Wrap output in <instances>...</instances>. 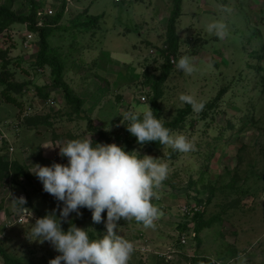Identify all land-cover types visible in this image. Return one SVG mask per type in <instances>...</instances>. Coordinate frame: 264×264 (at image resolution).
I'll list each match as a JSON object with an SVG mask.
<instances>
[{"label": "rangeland", "instance_id": "1", "mask_svg": "<svg viewBox=\"0 0 264 264\" xmlns=\"http://www.w3.org/2000/svg\"><path fill=\"white\" fill-rule=\"evenodd\" d=\"M60 1L36 0V5L45 12L57 10ZM1 5L18 14L29 12L26 0H0ZM171 8L172 0H67L49 43L60 56L63 81L82 99L79 112L54 84L51 68L36 64L38 34L28 37L19 22L0 30V72L7 75V84H0V127L7 138L0 143V157L25 169V174L9 169L8 176L0 178V242L5 251L26 264H49L59 254L48 242L29 239L32 222L52 212L59 216L62 205L43 191L28 168L67 163L55 145L86 138L95 144L103 132L100 143H131V151L157 157L168 166L166 179L155 189L153 204L159 215L152 226L134 218L116 221L117 234L133 245L128 262L187 264L197 252L216 264H264V0H182L176 28L181 44L174 58L188 57L194 71L185 74L172 63L160 84L157 117L150 102L151 84L165 64L162 47ZM87 16L98 19L83 26L79 22ZM213 21L225 24V39L206 31ZM9 84L22 87L12 89ZM6 88L17 103L5 99ZM142 94L145 102L140 101ZM180 94L203 104L199 111L191 108L185 121L170 131L193 144L187 153L140 145L121 123L122 112L139 113L149 105L162 123L171 121L187 105L179 101ZM210 102L215 110L208 108ZM203 109L206 120L199 118ZM221 131L224 138L216 140ZM197 202L206 220L214 215L219 219L201 231L199 242L190 230L184 255L175 246L177 225L184 220V207ZM83 213L81 208L80 215L62 219L61 228L67 230L69 220ZM74 224L87 228L90 238L106 230L104 224L99 233L91 219ZM145 239L147 250H135ZM169 248L176 250L170 262L155 253ZM0 264H5L1 256Z\"/></svg>", "mask_w": 264, "mask_h": 264}, {"label": "clouds", "instance_id": "2", "mask_svg": "<svg viewBox=\"0 0 264 264\" xmlns=\"http://www.w3.org/2000/svg\"><path fill=\"white\" fill-rule=\"evenodd\" d=\"M206 31L220 40L228 35L221 21L208 23ZM172 63L185 74L194 71L188 57L182 56L176 61L174 58ZM178 99L191 105L194 111L203 107L188 94H180ZM151 109L149 105L142 112L129 110L119 115L121 123L138 144L155 141L180 153L193 150V144L183 134H170ZM0 129L2 143L7 138L4 129ZM55 146L59 148L58 155L66 158L67 163L33 164L28 170L41 182L43 191L62 206L59 216L52 212L32 222L29 239L48 242L59 253L49 264H61V261L63 264H128L133 245L117 234L116 221L134 218L144 227L152 226L159 215L152 200L158 198L155 189L168 175L167 164L151 155L126 151L116 143L93 144L91 138L72 139ZM18 200L24 205L22 197ZM81 208L91 211L93 224L100 223L102 213L106 212V230L101 237L90 238L87 228L78 227L70 220L67 230L61 228V220L67 219L71 213L80 215Z\"/></svg>", "mask_w": 264, "mask_h": 264}, {"label": "trees", "instance_id": "3", "mask_svg": "<svg viewBox=\"0 0 264 264\" xmlns=\"http://www.w3.org/2000/svg\"><path fill=\"white\" fill-rule=\"evenodd\" d=\"M28 2L29 12L26 14H18L15 11L11 9L10 6L7 5H1L0 6V30H5L12 24L19 22L20 24H25L26 28L28 29V32L38 34L40 43H39V51L37 53V59L36 64L39 67H46L49 66L51 68L52 73V79L54 84L57 87H61L64 92V97L66 101L74 108L76 112H79L80 106L82 104V99L80 97L75 96L73 94L72 89L70 86L63 81L62 74H63V66L60 59V56L57 52L50 50V43L49 38L54 31L56 25L62 20V18L65 15L66 6H67V0H61L58 4L57 10L53 15H44V18L42 19L41 24H39V12L42 10L40 7L36 5V0H26ZM181 9H182V0H172V8L170 11V15L167 22V28L165 33V39H166V45L162 47V54L165 58V64L163 65L161 69V73L159 76L154 78L152 81V89L154 91V95L151 97L150 102L152 104V108L154 110V114L158 117L159 116V107H158V99L161 94L160 84L163 83L171 69H172V62H171V56H176L178 53V50L180 48V36L177 33V23L178 18L181 15ZM98 19L96 16H87V19L80 21L79 23H82V25H86V23L93 22L94 20ZM78 23V21H77ZM75 24V23H73ZM67 30V28H65ZM8 50L3 51V54H6ZM5 66V63L4 65ZM7 75L4 72H0V84L5 83L7 84ZM9 86L12 89H20L21 85H13L9 84ZM9 88H6L5 91L3 90V93L5 95V99L8 102L17 103V99L9 94L8 91ZM208 108L213 109L214 105L213 102L208 103ZM191 105L187 104L186 107L179 109L177 116H175L171 121H166L162 123L164 127L168 128L170 131L173 129L179 127L181 123H183L186 119V117L191 112ZM207 109V108H206ZM206 109H203L199 112V118L206 120L207 113ZM31 123V121H29ZM231 128H234L233 124H230ZM224 132L221 131V133L216 136V140L223 139ZM104 138V133L102 132L100 134L99 139H97V143H100V140ZM150 145V148L153 149L154 147L159 148L160 145L158 142H147ZM1 147V145H0ZM126 151H131V143L128 144V146H123ZM19 174H25V169L22 165H20L17 162H8L7 158L3 159L0 157V178H5L8 176L7 172L9 169H12ZM5 173V174H4ZM157 198H154L152 200V204L156 201ZM154 205V204H153ZM196 205H201V202H197ZM203 207V206H202ZM203 214V210L195 211L192 214H186L184 215V220L179 222L178 227V241L176 242L175 246L181 250V253L186 255L187 251L184 249L185 246L180 245V236L183 233L189 234L190 230L192 231L191 236L196 241H200V233L204 228L211 227L214 222H217L219 219V215H214L213 219H205ZM87 219H91V211L84 208V213L80 218H77L76 220H73L72 222H77L79 224L85 223ZM106 219V212L102 213V221L97 224H93L97 226V231L99 233L102 231ZM92 221V220H91ZM93 223V222H92ZM0 256L4 260L5 264H26L24 262V259L15 256L11 253H8L5 251L3 246L0 242ZM191 264H212V262L209 260L208 257H205L203 255H199L197 252L192 253L191 257L188 258ZM128 264H132V262H128Z\"/></svg>", "mask_w": 264, "mask_h": 264}, {"label": "built area", "instance_id": "4", "mask_svg": "<svg viewBox=\"0 0 264 264\" xmlns=\"http://www.w3.org/2000/svg\"><path fill=\"white\" fill-rule=\"evenodd\" d=\"M116 1H124V0H116ZM56 11V7H51V8H48L47 10H45V12H39V24H41L42 22V19L44 18V15H53ZM32 34L31 32H29L27 34L28 37H32ZM151 52H153V50H151ZM172 62L174 61V58L172 57ZM146 100V96L144 94L141 95L140 97V101H145ZM3 138V135L1 134L0 135V139ZM203 207L201 205H194V206H188L187 207H184V209L182 210V213L184 215L186 214H192L193 212L195 211H200ZM24 216L20 217L21 219H23ZM187 239H188V235L186 233H183L181 236H180V245L181 246H185L187 244ZM149 244V240L148 239H145V240H142V243L141 245L137 246L136 245V249H138L139 251L141 252H144L147 250V246ZM176 252V250L174 248H169V250H167L166 252H159V251H155L156 254L158 255H161L166 261H171L173 259V254ZM217 262L213 261L212 264H216ZM187 264H191V262L189 261Z\"/></svg>", "mask_w": 264, "mask_h": 264}, {"label": "crops", "instance_id": "5", "mask_svg": "<svg viewBox=\"0 0 264 264\" xmlns=\"http://www.w3.org/2000/svg\"><path fill=\"white\" fill-rule=\"evenodd\" d=\"M135 250H136V248H135Z\"/></svg>", "mask_w": 264, "mask_h": 264}]
</instances>
